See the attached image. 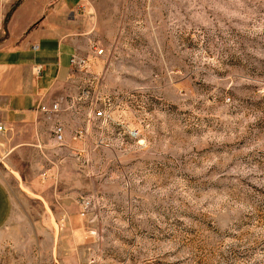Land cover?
<instances>
[{"label":"rangeland","instance_id":"1","mask_svg":"<svg viewBox=\"0 0 264 264\" xmlns=\"http://www.w3.org/2000/svg\"><path fill=\"white\" fill-rule=\"evenodd\" d=\"M86 1L102 50L74 105L107 118L65 183L88 264H264V0ZM12 201L0 264H52L40 199Z\"/></svg>","mask_w":264,"mask_h":264},{"label":"crops","instance_id":"2","mask_svg":"<svg viewBox=\"0 0 264 264\" xmlns=\"http://www.w3.org/2000/svg\"><path fill=\"white\" fill-rule=\"evenodd\" d=\"M94 4L20 0L0 27V35L6 34L0 39V227L9 218L17 191L40 199L52 264L89 263L80 231L70 222L73 191L65 183L71 156L79 154L81 145L72 129L82 125L88 106L83 100L65 108L64 102L76 93L70 56L87 54L95 43ZM52 100L61 106L56 113L47 116L38 110L40 103ZM55 120L63 124L60 142L52 137Z\"/></svg>","mask_w":264,"mask_h":264},{"label":"built area","instance_id":"3","mask_svg":"<svg viewBox=\"0 0 264 264\" xmlns=\"http://www.w3.org/2000/svg\"><path fill=\"white\" fill-rule=\"evenodd\" d=\"M35 45L32 44V47ZM101 48L92 47L91 51L85 55L72 54L69 59V66L72 70L73 77L76 78V93L65 98V108H72L74 101L88 97L89 89L96 84L98 72L93 70V61L95 56L101 52ZM38 110L50 116L56 113L61 106L58 100H52L48 103H40L37 106ZM85 116L86 124L93 118L104 122L107 114L103 106L94 107V100L88 101V109ZM1 128V125H0ZM52 137L60 142L63 139V124L59 120H55L51 126ZM85 132V127L82 125L75 126L72 129V136L80 138Z\"/></svg>","mask_w":264,"mask_h":264},{"label":"trees","instance_id":"4","mask_svg":"<svg viewBox=\"0 0 264 264\" xmlns=\"http://www.w3.org/2000/svg\"><path fill=\"white\" fill-rule=\"evenodd\" d=\"M20 0H12L8 6V8L6 9L5 13L3 14V17H2V22L1 23H5L7 18H8V15L9 13L11 12V10L14 8V6L19 2ZM5 33H3L2 35H0V39H2L3 37H5Z\"/></svg>","mask_w":264,"mask_h":264}]
</instances>
